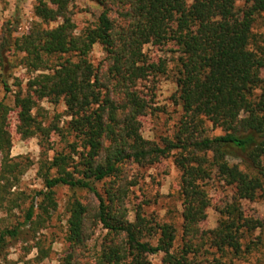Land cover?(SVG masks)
Here are the masks:
<instances>
[{
    "label": "trees",
    "instance_id": "16d2710c",
    "mask_svg": "<svg viewBox=\"0 0 264 264\" xmlns=\"http://www.w3.org/2000/svg\"><path fill=\"white\" fill-rule=\"evenodd\" d=\"M88 1L100 14L79 34L71 0H36L39 22L21 36L11 30L0 36V86L13 97V108L0 101V209L10 219L28 203L22 222L7 225L0 218V257L11 242L29 239L36 263L49 257L52 243L45 248L40 233L57 210L56 189L66 187L73 192L65 204L68 250L59 264H82L97 227L105 234L94 264H149L157 254L163 264H198V257L233 264L250 249H242L243 241L263 228L241 202L255 201L264 182V48L252 35L264 0H243L242 8L235 0ZM58 20L54 28L41 27ZM96 44L105 54L98 66L89 60ZM167 44L177 49L172 99L181 118L173 137L157 143L142 136L140 120L151 108L144 83L165 74V63L150 62L143 47ZM54 56L61 61L50 65ZM18 67L31 74L24 87L12 74ZM43 100L63 102L64 127L38 121L33 111ZM12 112L16 134L37 137L42 149L36 168L41 189L29 194L18 186L33 164L10 156ZM206 121L222 134L206 136ZM53 135L65 142L62 149L54 147ZM169 156L180 172L183 233L176 250L171 224L145 216L140 207L129 220L126 197L133 184L123 175L125 164L152 165ZM213 172L234 194L216 209V228L201 231L210 205L204 182Z\"/></svg>",
    "mask_w": 264,
    "mask_h": 264
},
{
    "label": "rangeland",
    "instance_id": "374dc122",
    "mask_svg": "<svg viewBox=\"0 0 264 264\" xmlns=\"http://www.w3.org/2000/svg\"><path fill=\"white\" fill-rule=\"evenodd\" d=\"M36 0H0V36L7 30L13 37L26 34L33 23L39 21L33 15V7ZM236 8L243 7V0H235ZM71 12L70 17L75 24L76 34L81 33L85 28L92 27L95 18L100 14V9L88 0H71L69 7ZM60 22L58 20L50 25L41 24L43 28H54ZM252 35L258 46L264 48V15L255 16V21L252 27ZM176 47L172 44H167L164 47L147 45L143 47V53L150 62L159 60L165 63V74L151 76L144 83L146 86L145 92L149 94L150 110L149 115L142 118L141 134L145 139L154 140L161 143L163 138H172L177 130L181 111L173 102L172 95L175 92L174 73L176 68ZM105 54L100 45L96 44L92 47L89 54V60L94 66H98L104 59ZM50 65H54L61 61L59 56L51 57ZM12 74L17 78V82H21L22 87L25 86L28 78L31 76L25 69L18 67L12 70ZM10 84H16V81L10 80ZM15 88L13 87L12 90ZM10 108H13V97L11 93L6 94L0 86V101ZM65 107L62 101L57 104H50L49 101L43 100L38 103V107L33 111L37 115L38 121L48 125L50 123L59 124L64 127L69 120L65 116ZM17 124L16 113L12 112L10 116L9 130H11V157H21L29 160L33 165L22 176L19 184L21 191L29 194L34 190L41 189V182L36 177L37 162L40 158L42 149L39 146L37 137L23 138L15 132ZM222 134L220 128H215L208 121L205 122V135L215 137ZM54 147L62 149L65 142L59 137L53 135ZM67 142H72L73 138L68 137ZM53 152L48 153V157H52ZM173 156L160 159L152 165L139 166L128 163L123 166V175L127 181L131 182L129 191L126 197V206L129 210V220L133 219V208L140 207V210L145 216L154 217L161 223L171 224L176 230V240L174 249H180L182 246V207L181 200L178 195L180 188V172L174 165ZM264 167V158L262 160ZM98 185V187H100ZM204 188L208 194L210 205L206 210L204 220L200 223L201 231H208L216 228L218 213L216 209L230 201L234 194L232 187L226 186L221 182L216 174H211V179L204 182ZM72 191L66 187L56 189V201L58 207L53 214L51 221L46 225V228L40 233L42 244L48 248L50 244L51 252L49 257L41 263L35 262L36 250H28L27 247L33 244L29 239L28 243L11 242V246L7 249L3 257H0V264H59V259L66 254L68 245L64 240L66 233L65 204L72 196ZM81 200H87L84 192H75ZM87 199H83V198ZM28 206V203L22 206L21 211H16L9 218L5 211L0 209V218L6 219L4 224H14L16 221L22 222L23 209ZM241 207L246 215H254L259 219L263 228L255 232L251 237L252 241L245 239L242 249L249 244L250 249L245 252L239 259H235L233 264H264V182L263 189L258 194V197L253 202L242 201ZM1 226V225H0ZM105 231L101 227H97L94 235L88 242V251L85 252L81 262L82 264H94V256L99 252ZM27 238H29L27 236ZM207 248L204 246L201 253ZM214 252L213 250H210ZM211 260V256L205 255ZM203 258L198 257V264H206ZM149 264H163L162 255L157 254L148 257Z\"/></svg>",
    "mask_w": 264,
    "mask_h": 264
}]
</instances>
